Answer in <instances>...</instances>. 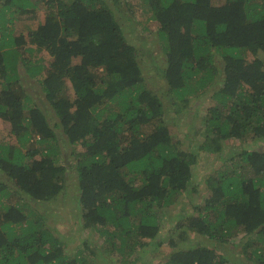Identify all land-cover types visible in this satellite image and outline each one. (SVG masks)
<instances>
[{
  "label": "trees",
  "instance_id": "obj_1",
  "mask_svg": "<svg viewBox=\"0 0 264 264\" xmlns=\"http://www.w3.org/2000/svg\"><path fill=\"white\" fill-rule=\"evenodd\" d=\"M146 2L164 52V66H153L159 92L146 85L143 50L105 0H0V119L15 140L0 145V264H97V251L136 264L166 246L156 264H264V149L253 147L264 141V0ZM40 9L43 22L27 40L13 34L21 14ZM25 43L52 59L31 60ZM20 65L39 82L46 113L23 88ZM203 92L214 103L193 125L196 139H182L170 127L188 96ZM235 139L250 144L224 151ZM59 140L69 163L58 162ZM204 154L216 160L205 172ZM70 173L80 209L75 239L88 255L69 250L65 228L37 209L67 192ZM195 179L203 203L163 238L162 220L197 190ZM191 231L201 239L187 247ZM234 240L242 258L232 260L222 248Z\"/></svg>",
  "mask_w": 264,
  "mask_h": 264
},
{
  "label": "rangeland",
  "instance_id": "obj_2",
  "mask_svg": "<svg viewBox=\"0 0 264 264\" xmlns=\"http://www.w3.org/2000/svg\"><path fill=\"white\" fill-rule=\"evenodd\" d=\"M106 4L111 8L115 15V19L121 25L123 29V33L128 39L130 43L136 45L143 50V53L138 56L140 66L142 68V74L146 79V85L150 88L159 92L162 86V80L160 78L158 68L155 67H163L164 66V52L162 50V40L159 37L157 29L159 27L158 22L152 17V13L149 10L148 3L146 0H105ZM18 20L14 21L13 34L17 35V33H22L27 40V33L29 30H34L39 24L43 22V12L42 10H38L37 14L33 18H27V15L21 14ZM31 16V15H29ZM25 46L32 47L33 52L31 54V60L37 61L38 57L41 56L44 60L43 63L48 64V61L52 59L49 52L42 48L34 47L29 43H25ZM21 47V46H20ZM150 54V56L148 54ZM22 54L28 55V52L22 51ZM259 57H263L264 53L259 52ZM153 59V63L150 61ZM76 61V60H73ZM19 78L22 82L23 88L27 91L28 95L34 98V101L38 104V106L46 113L47 107L49 103L46 101L40 84L34 78H31L26 74V71L23 70L22 66L19 67ZM67 94L69 96H73V92L71 87H68ZM188 105L184 107L181 113L180 122L178 127L171 126L172 131L179 136L180 138H187L194 140L196 137L193 136V132L195 127L194 124H198L202 122L203 115L205 114V108L209 107L213 104V100L207 98L205 96V92L196 93L188 96ZM171 110V109H170ZM172 112V111H169ZM171 116V113H168V117ZM10 123L7 120L0 119V145L11 144L15 142L13 136L10 133ZM180 131V132H179ZM57 133L59 131H56ZM181 133V134H180ZM60 151L57 154L59 164L69 163L72 160V156L69 155V147L67 144L65 145L61 140H59ZM248 142L240 141V140H232L223 143L224 151H227L229 147L232 148L233 151H237L241 149V147L247 146ZM254 146H258L260 149H264V141H259ZM202 171H206L212 167L216 160L208 159L207 155H202ZM206 158V159H205ZM64 173V172H63ZM0 179L7 180L4 172L0 170ZM198 182V183H197ZM195 183L197 184L196 191L187 190L181 195L182 203L175 206L170 210V213L162 220L161 228L163 238H166L167 230L173 225V222L176 218L181 215H188L193 213V205L202 204L203 199L207 195L206 190L202 182L195 179ZM65 185L67 186V192L64 194L62 192L57 198H52L49 200L46 206L43 207V204H39L37 208L41 213H45L46 211L52 213V217L49 215V219L55 220V222L60 225L59 227L65 228V231L68 232L69 235L66 243L69 250L76 251L77 248H84V245L81 242V239L77 240L76 237L80 236L79 228H78V217L77 213L79 209L78 200L76 197V188L75 178L71 173L67 175V180ZM68 194H75V196H68ZM14 199V198H13ZM11 199V201H13ZM15 200V199H14ZM183 205V206H182ZM60 212H57V211ZM47 213V212H46ZM166 219V220H165ZM170 221L167 222L166 221ZM173 220V221H172ZM166 232V233H165ZM179 230L176 228L173 230L172 235H177ZM81 236L86 234V232H81ZM88 238L93 239L88 235ZM189 242L187 241L185 246L190 247L196 241H200L201 237L196 235L194 231L189 233ZM95 239V238H94ZM96 240V239H95ZM146 241L148 239H145ZM98 241V240H96ZM101 242V241H99ZM239 241L234 240L230 244H224L222 248V252L230 258H242L240 255V246ZM190 244V245H189ZM83 250V249H82ZM171 250L170 247L166 246L159 250V247L154 248L153 250H149V253H145V256L142 260L136 262V264H156L157 261L162 259L165 256V253ZM165 252V253H162ZM72 253V252H71ZM73 254V253H72ZM141 255V253H139ZM82 255H88L87 252L83 250ZM91 261H95L97 264H119L117 262V257L114 253L105 254L104 252H98L95 257H90Z\"/></svg>",
  "mask_w": 264,
  "mask_h": 264
}]
</instances>
